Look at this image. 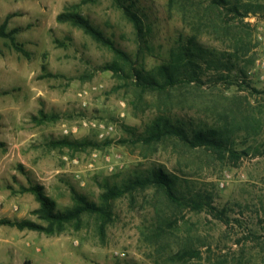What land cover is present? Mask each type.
<instances>
[{
	"label": "rangeland",
	"instance_id": "374dc122",
	"mask_svg": "<svg viewBox=\"0 0 264 264\" xmlns=\"http://www.w3.org/2000/svg\"><path fill=\"white\" fill-rule=\"evenodd\" d=\"M239 2L250 8L254 65L230 84L204 71L201 89L177 84L167 100L136 86L133 71L157 74L193 33L206 47L228 46L190 29L168 0H125L140 34L114 0H0V264H264V0ZM63 11L130 60L57 22ZM158 110L187 129L228 130L224 145L239 158L176 137L146 143ZM63 138L86 144L63 147ZM156 169L182 205L153 185L126 189ZM105 181L123 194L104 216L83 214L52 234L7 223L47 226L21 188L41 186L63 212L74 206L71 187L102 205Z\"/></svg>",
	"mask_w": 264,
	"mask_h": 264
},
{
	"label": "trees",
	"instance_id": "16d2710c",
	"mask_svg": "<svg viewBox=\"0 0 264 264\" xmlns=\"http://www.w3.org/2000/svg\"><path fill=\"white\" fill-rule=\"evenodd\" d=\"M114 1L124 9L125 16L132 21L137 33L140 34L142 32L140 21L138 16L131 11V6H126L125 0ZM168 8L180 16L181 20L190 29L195 32L200 29L206 36L219 43H227L228 46L222 49L206 47L198 39L202 34L193 33L185 37L184 40L179 41L169 51L167 60L159 65L157 74L151 75L149 72H142V70L133 71L136 86L139 88L147 89L163 97L168 94L169 90L174 89L177 84L201 89V86L204 85L202 77L207 74L204 71H210L208 78L212 79V82H215L214 84L219 82L230 84L231 79L244 77L247 70L254 65L256 59L254 49L257 47L253 43L255 30L245 21L250 11L249 6L241 4L239 0H208L206 3L200 0H168ZM229 14L232 15L231 20L226 19ZM56 21L69 23L81 29L96 42L111 49L115 56L121 60L125 62L130 60L127 54L117 49L109 38L95 29L89 20L77 12L63 11L56 16ZM0 34H2V31H0ZM158 77H161L162 80L159 81ZM164 98L168 100L170 97ZM166 113L167 110H158V115L147 129V137L144 139L146 143L176 137L190 147L203 146L209 148L214 153H218L221 159L225 157V154L230 158H239L235 150L224 145L226 144L224 138H228V130L187 129L182 122L176 119L172 120ZM40 114L42 119H46L42 112ZM57 144L63 147L78 148L86 143L69 141L63 138ZM147 185H153L156 190L163 191L171 203L177 206L182 205L183 200L175 196L171 187V178L160 169L153 170L142 182L134 180L125 187L128 191H132L135 188H144ZM102 187L104 189L101 194L102 205L88 201L71 187L70 191L74 206L63 212L54 210V203L44 194L41 186L32 185L21 188L22 192L34 194L35 200L39 204V209L36 212L39 214V218L47 223V226L44 227L28 220L7 223L20 230L29 229L52 234L60 232L64 225L69 222H77L83 214L104 216L107 211L105 205L121 196L123 191L115 184L110 185L107 181L104 182ZM159 221H161V218H159ZM24 264L29 263L25 261Z\"/></svg>",
	"mask_w": 264,
	"mask_h": 264
}]
</instances>
